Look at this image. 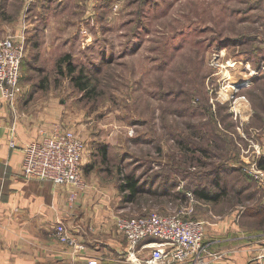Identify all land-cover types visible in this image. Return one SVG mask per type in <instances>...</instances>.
<instances>
[{"label":"rangeland","instance_id":"1","mask_svg":"<svg viewBox=\"0 0 264 264\" xmlns=\"http://www.w3.org/2000/svg\"><path fill=\"white\" fill-rule=\"evenodd\" d=\"M19 33L18 102L84 140L121 217L205 227L262 187L240 160L264 141V0H0V38Z\"/></svg>","mask_w":264,"mask_h":264},{"label":"crops","instance_id":"2","mask_svg":"<svg viewBox=\"0 0 264 264\" xmlns=\"http://www.w3.org/2000/svg\"><path fill=\"white\" fill-rule=\"evenodd\" d=\"M15 105L11 110L0 101V264H76L88 258H96L99 264H128L122 254L126 240L117 227L120 209L103 185L84 175L88 186L69 201L71 186L23 174L22 146L48 131L52 121L18 99ZM259 146L260 151L252 148L241 154L244 167H264V141ZM252 188L254 196L244 204L237 203L222 214L209 211L214 214L205 218L206 251L199 264H250L254 259L264 264V186ZM254 205L260 210L251 209ZM58 222L81 248L58 240Z\"/></svg>","mask_w":264,"mask_h":264},{"label":"built area","instance_id":"3","mask_svg":"<svg viewBox=\"0 0 264 264\" xmlns=\"http://www.w3.org/2000/svg\"><path fill=\"white\" fill-rule=\"evenodd\" d=\"M22 34L0 38V101H5L15 110L18 96L20 65L25 53ZM14 127H11V135ZM10 145L14 146L11 139ZM258 152V151H257ZM21 170L28 178L71 186L68 200L73 201L87 185L83 178L85 142L74 131L54 124L39 138L22 146ZM258 186H264V167L255 164L244 167ZM117 227L123 233L127 250L122 253L128 264H199L203 262L206 233L201 219L184 216L182 213L150 212L146 215L119 217ZM55 234L60 242L81 248L75 238L66 232L62 222L55 225ZM150 240L144 243V240ZM143 248H149L143 253ZM218 257V253H213ZM99 264L96 258L83 263Z\"/></svg>","mask_w":264,"mask_h":264},{"label":"trees","instance_id":"4","mask_svg":"<svg viewBox=\"0 0 264 264\" xmlns=\"http://www.w3.org/2000/svg\"><path fill=\"white\" fill-rule=\"evenodd\" d=\"M68 67H69V71L72 72L73 67H70V65ZM80 87L81 88H85L83 86V84ZM103 157H105V154L103 155ZM125 187L129 188L131 190V193L129 195H127L128 199H131L132 196L138 191L137 183L135 182L134 179H127V181L125 182ZM192 193H193L194 197H196V198L198 197V198H201V199H205V200H209V201L211 200L212 201L213 199L217 200L219 198V194L222 193V191H217V193L210 194L207 190L198 189V190L192 191ZM257 205H254L253 207H251V209L252 208L253 209L257 208L256 210L259 211L260 207H258ZM162 212H163L162 214L168 213V212H166V209H164V211H162Z\"/></svg>","mask_w":264,"mask_h":264},{"label":"bare ground","instance_id":"5","mask_svg":"<svg viewBox=\"0 0 264 264\" xmlns=\"http://www.w3.org/2000/svg\"><path fill=\"white\" fill-rule=\"evenodd\" d=\"M231 65H234V64H231ZM239 70H240V69H239ZM231 74H232V73H231ZM231 80L234 81V80H233V75H231Z\"/></svg>","mask_w":264,"mask_h":264}]
</instances>
